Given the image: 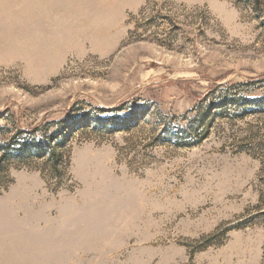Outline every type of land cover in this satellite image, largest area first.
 <instances>
[{
    "label": "rangeland",
    "instance_id": "1",
    "mask_svg": "<svg viewBox=\"0 0 264 264\" xmlns=\"http://www.w3.org/2000/svg\"><path fill=\"white\" fill-rule=\"evenodd\" d=\"M14 139L0 264H264V0H0Z\"/></svg>",
    "mask_w": 264,
    "mask_h": 264
},
{
    "label": "trees",
    "instance_id": "2",
    "mask_svg": "<svg viewBox=\"0 0 264 264\" xmlns=\"http://www.w3.org/2000/svg\"><path fill=\"white\" fill-rule=\"evenodd\" d=\"M11 145H12V147H11ZM11 145L1 147V149H2L1 151H4V152H3V155L1 156V159H0V166H1V163H3L4 161H6L9 158V155H12L11 153L13 152V150H11V149H16L15 147H17L18 145L20 146L19 149L25 148L24 145L21 146L20 141H16L15 139L11 143ZM40 147H42V148H37V150L33 156H35L37 158L47 157L49 155L48 150L44 149L45 146H40ZM9 152H11V153L9 154ZM17 152H20V150H17ZM53 156H54V154H53Z\"/></svg>",
    "mask_w": 264,
    "mask_h": 264
},
{
    "label": "crops",
    "instance_id": "3",
    "mask_svg": "<svg viewBox=\"0 0 264 264\" xmlns=\"http://www.w3.org/2000/svg\"><path fill=\"white\" fill-rule=\"evenodd\" d=\"M31 242H32V240H31ZM31 242H29V243H31ZM3 243H4L3 241H0V254H3V256L7 258L8 257V254L4 250L2 251V245H3ZM12 243H11L12 246H18L21 243H23V241L17 239V240H14ZM36 243H39V242H36ZM37 246H39V245H37ZM24 256L25 255L22 254V257H24ZM0 257H2V256L0 255ZM17 257H20V255L15 256V258H17Z\"/></svg>",
    "mask_w": 264,
    "mask_h": 264
}]
</instances>
